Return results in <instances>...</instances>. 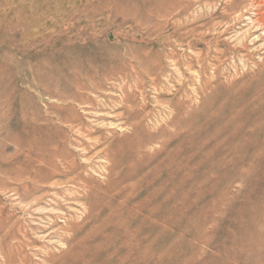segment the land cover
<instances>
[{
  "label": "rangeland",
  "instance_id": "374dc122",
  "mask_svg": "<svg viewBox=\"0 0 264 264\" xmlns=\"http://www.w3.org/2000/svg\"><path fill=\"white\" fill-rule=\"evenodd\" d=\"M251 10L248 0H0L4 126L26 139L25 110L29 138L45 130L58 154L54 163H0V264L2 252L19 262V247L30 264L47 256L52 264H264V31L249 32ZM20 23L30 30L24 39L14 36ZM43 65L65 99L50 103L36 83ZM88 74L94 94L79 86ZM0 154L14 159L15 146L0 145ZM53 216L52 245L42 237Z\"/></svg>",
  "mask_w": 264,
  "mask_h": 264
},
{
  "label": "bare ground",
  "instance_id": "6f19581e",
  "mask_svg": "<svg viewBox=\"0 0 264 264\" xmlns=\"http://www.w3.org/2000/svg\"><path fill=\"white\" fill-rule=\"evenodd\" d=\"M227 2H229L230 3V6L232 7V6H235V4H237V3H239V2H244L245 0H226ZM249 1V8H251L252 10V12H253V15H254V17H251L250 18V20L249 21H251L250 23H251V26H250V28H249V32H252V31H254V32H258V31H264V0H248ZM234 8L235 7H233V10H234ZM172 10V9H171ZM184 11V10H183ZM169 13H170V11H169ZM181 15V14H180ZM188 22V21H187ZM11 26H12V24H11ZM15 26V25H14ZM19 26V25H18ZM20 26L21 27H23V25H21V23H20ZM181 27L183 26V25H180ZM20 27V28H21ZM26 27H28V26H26ZM48 27L50 28V26L49 25H47L45 28H43L42 30H43V32L44 33H46L45 31V29H48ZM11 28V27H10ZM14 28V27H13ZM19 28V27H18ZM29 28V27H28ZM28 28H25V26L22 28V30L21 31H18V32H16V31H14L15 33H14V36L17 38V39H24V37L25 36H27V35H29V32H30V30L28 29ZM196 29V28H195ZM27 30H29V31H27ZM45 30V31H44ZM191 30H193L194 31V29H191ZM192 31V33H195L196 35H198L199 36V34L201 35V33H203V32H201V33H196V32H193ZM48 33V32H47ZM11 34H12V31H11ZM34 33L31 35L33 38H34ZM46 35V40H45V45L47 46V48L49 49L50 48V44H51V33H49V34H45ZM203 35L204 34H202L201 36L203 37ZM194 36V35H193ZM200 36V37H201ZM205 37V36H204ZM196 38H198V37H196ZM241 38V37H240ZM15 39V38H14ZM202 39V38H201ZM12 42V41H11ZM17 44V43H16ZM16 44H15V46H16ZM27 44V43H26ZM36 44V40H35V42L33 41V45H35ZM13 45V44H12ZM22 46V45H21ZM30 46V45H29ZM264 47V46H263ZM15 48V47H14ZM193 49V48H192ZM215 50H217V48L215 49ZM214 50V51H215ZM49 51V50H48ZM217 51H220V50H217ZM222 52V51H221ZM221 52H218L217 54H220ZM223 53V52H222ZM51 54V53H50ZM220 56H222V55H220ZM38 57V56H37ZM200 57V56H199ZM198 57V60H201L200 58ZM219 57V56H218ZM169 58V57H168ZM194 58H196L197 59V56L196 57H194ZM204 58V57H203ZM220 58V57H219ZM219 58H217V59H219ZM49 59V58H48ZM174 59V58H173ZM171 60H172V58H171ZM173 61V60H172ZM197 61V60H196ZM47 62V61H46ZM154 62V61H153ZM173 62H175V60L173 61ZM178 62V61H177ZM176 62V63H177ZM193 61H191V63H192ZM174 64L175 65V67L176 66H178V64ZM184 64V63H183ZM190 64V63H189ZM199 64H201V63H199ZM40 65V64H39ZM180 65H182L181 63L179 64V66ZM186 65H188L187 63H186ZM185 66V65H184ZM183 66V67H184ZM190 66H191V64H190ZM186 67V66H185ZM185 67H184V69H185ZM187 67H189V66H187ZM191 67H193V65L191 66ZM190 67V68H191ZM177 68V67H176ZM179 68H181V67H179ZM8 69V68H7ZM6 69V70H7ZM162 69V68H161ZM178 69V68H177ZM182 69V68H181ZM179 70V69H178ZM188 70H189V68H188ZM191 70V69H190ZM142 71V70H141ZM148 71H150V70H148ZM186 71H187V69H186ZM192 71H193V69H192ZM8 72V71H7ZM93 72V71H92ZM144 73L146 72V70L145 71H143ZM142 72V73H143ZM53 73H54V70H53V68L52 67H49V68H47L46 67V65H43V67L42 66H38V68H36V70L34 71V76H35V81H36V83L41 87V88H44V90H45V94H46V98H48L49 99V102L51 101V100H53V99H55V98H61V99H65L66 97H63V96H60V95H56L55 93H54V91H53V86H54V81H53ZM87 73H89V72H87ZM141 73V74H142ZM160 73V72H159ZM159 73H157V74H159ZM94 74V73H93ZM148 74V73H147ZM150 74V73H149ZM163 74V73H162ZM127 75V74H126ZM161 75V74H160ZM86 76V75H85ZM149 76V75H148ZM151 76H152V74H151ZM158 76V75H157ZM92 77V74H88L87 76H86V78H87V82H86V84H84L83 83V85H79V86H81V89L83 90V91H86V92H88V93H93L94 94V92H95V90H94V87L93 86H90V84L88 83V81H91V79L93 78V77H96V75L94 74L93 75V77ZM127 77V76H126ZM138 77V76H137ZM164 77V76H163ZM159 78V77H158ZM5 79V78H4ZM7 79V78H6ZM10 79V78H9ZM94 79V78H93ZM92 79V80H93ZM154 79V78H153ZM160 79V78H159ZM180 79V78H179ZM142 80V79H141ZM152 80V79H151ZM158 80V79H157ZM161 80L162 79H160V81L159 82H155L157 85H159L158 83H160L161 82ZM34 81V80H33ZM81 81H82V79H81ZM97 81V80H96ZM108 81V80H107ZM155 80H153V82H154ZM11 82V81H10ZM79 82V81H78ZM98 82V81H97ZM92 83V82H91ZM96 83V82H95ZM99 83V82H98ZM152 83V82H151ZM87 84H89V85H87ZM141 84V83H140ZM152 84H154V83H152ZM35 85V84H34ZM92 85V84H91ZM94 85H96V84H94ZM99 85H101L100 83H99ZM155 86V85H154ZM37 87V86H36ZM93 87V88H92ZM103 87V86H102ZM102 87H100V86H98V88L100 89V88H102ZM158 87V86H157ZM8 88V87H7ZM97 88V87H96ZM138 88V87H137ZM162 88H163V86H162ZM161 88V89H162ZM42 90V89H41ZM141 90H144V89H141ZM39 91H40V89H39ZM100 91V90H99ZM102 91V90H101ZM101 91H100V93H101ZM141 92V91H140ZM142 93V92H141ZM4 94V93H3ZM97 93H95V95H96ZM101 95V94H100ZM133 95V94H132ZM41 96H43V94L41 95ZM57 96H60V97H57ZM43 97H45V95L43 96ZM95 97V96H94ZM97 97H98V95H97ZM100 97V96H99ZM126 97H128V96H126ZM145 97V96H144ZM102 97H100V98H98V99H101ZM108 98V97H107ZM125 98V97H124ZM131 98H132V96H131ZM134 98V97H133ZM97 99V98H96ZM134 99H136V98H134ZM134 99H132V102H133V100ZM104 100V99H103ZM111 100V99H110ZM123 100V99H122ZM130 100V99H129ZM144 100V99H143ZM7 101V100H6ZM87 101H89L90 102V104L92 105L93 104V102H94V100H87ZM125 101H126V98H125ZM131 101V100H130ZM136 101H137V99H136ZM135 101V102H136ZM7 102H9V101H7ZM48 102V101H47ZM48 102V103H49ZM103 102H105V104H103V106L104 105H106L107 107L105 108V109H107L108 108V106L109 105H107L106 104V101H103ZM102 102V103H103ZM124 102V101H123ZM127 102H129V101H127ZM126 102V103H127ZM146 102V101H145ZM51 103V102H50ZM88 103V102H87ZM97 103H98V101H97ZM101 103V102H100ZM99 103V104H100ZM108 103V102H107ZM125 103V102H124ZM137 103H138V101H137ZM144 103V102H143ZM98 104V105H99ZM112 103H110V106H111V108L113 107L112 105H111ZM50 105V104H49ZM124 105V104H123ZM45 106H47V105H45ZM90 106V105H89ZM109 106V107H110ZM119 106V105H118ZM117 106V107H118ZM127 106H128V104H127ZM144 105H142L141 107H143ZM25 107V106H24ZM93 107V108H92ZM92 109H94V107L95 106H93L92 105ZM102 107V106H101ZM105 107V106H104ZM104 107H102V108H104ZM130 107V108H129ZM128 108L130 109V113H131V105L129 106ZM141 107H138L139 109L141 108ZM1 108H2V103L0 102V145H2V144H6L7 142H11L14 146H15V151H16V155L14 156V154H13V156H14V159H8V158H5L2 154H0V163H33V162H36V163H54L55 162V158L57 157V155L54 153H52V151L54 150V147L52 146L53 145V141H52V139H51V137L50 138H44L42 135L43 134H45V130H33V132L34 133H36V134H38V136H41L40 138H38V139H35V140H33V139H30L29 138V132H32V131H30V129L28 130V127H29V120H28V118H27V114L22 110V115H21V118H20V120H19V125L18 126H20L21 127V130H19V133H23L22 134V136L23 135H27L28 134V137L26 138V139H23V138H20L18 135H15V134H12L9 130H8V128H7V125L6 126H4V123L6 122V118H5V116H2V114H1ZM90 108V107H89ZM99 108V107H98ZM98 108H96V109H98ZM110 108V110H107L108 112H106V113H108V115H109V113H110V111L112 110ZM114 108H115V106L113 107V110H114ZM118 108H120L121 109V107H118ZM123 108V107H122ZM124 108H125V106H124ZM148 108V106L146 107V109ZM5 109V108H4ZM101 109V108H100ZM99 109V110H100ZM105 109H103V111H105ZM109 109V108H108ZM145 109V108H144ZM10 110V109H9ZM27 110H28V108H27ZM98 110V111H99ZM112 110V111H113ZM116 110V109H115ZM102 111V109H101V113L103 112ZM117 111V110H116ZM123 111V110H122ZM127 111V110H126ZM126 111H123V112H126ZM147 111H148V109L146 110V112H145V114H147ZM114 112V111H113ZM118 112V111H117ZM119 112H120V110H119ZM119 112L118 113H116L115 114V112H114V114H113V116H115L116 117V115H118L119 114ZM144 112V111H143ZM8 113H9V111H8ZM105 113V112H104ZM104 114V115H107V114ZM136 113H137V110H136ZM138 113H142V112H138ZM149 113V112H148ZM236 113V112H235ZM10 114V113H9ZM120 114H121V112H120ZM119 114V115H120ZM122 114H124V113H122ZM128 114V113H127ZM145 114H143V115H145ZM118 115V116H119ZM131 115V114H130ZM134 115V114H133ZM132 115V116H133ZM142 115V114H141ZM38 116V115H37ZM37 116H35L36 117V119H37ZM103 116V115H102ZM117 116V117H118ZM121 116V115H120ZM128 116H129V114H128ZM128 116H127V120L129 119L128 118ZM147 116H149L148 114H147ZM146 116V117H147ZM114 117V118H115ZM122 117V116H121ZM121 117H120V120H121ZM124 118H125V115L123 116ZM139 117V116H138ZM141 118H143V116H140ZM132 117H130V119H131ZM136 118H137V116H136ZM145 118V117H144ZM143 118V119H144ZM32 119H33V117H32ZM31 119V120H32ZM35 119V120H36ZM129 119V120H130ZM34 120V121H35ZM38 120V119H37ZM115 120H117V118H115ZM125 120V119H124ZM124 120H122V121H124ZM173 120V119H172ZM172 120H170V121H172ZM175 120V119H174ZM126 121V120H125ZM140 121H142V119L140 120ZM139 121V122H140ZM144 121V120H143ZM142 121V122H143ZM146 121V120H145ZM176 121V120H175ZM46 122L48 123V126H49V124L51 125L52 123V121H51V119H49V118H47L46 119ZM127 122H129V121H127ZM127 122H126V124H127ZM189 122V121H188ZM187 122V123H188ZM124 123V122H123ZM144 123V122H143ZM169 123V122H168ZM174 123V122H173ZM130 124H132V123H130ZM136 124V123H135ZM134 124V125H135ZM142 124V123H141ZM141 124H140V126H141ZM169 124H171V123H169ZM175 124H177V123H175ZM185 124V123H184ZM189 124H190V122H189ZM259 124V123H258ZM114 125V124H113ZM137 126L139 125V123H137L136 124ZM190 125H192V122H191V124ZM32 126V125H31ZM118 126H120L121 127V125H119L118 124ZM136 126V127H137ZM169 126V125H168ZM182 126H183V124H182ZM181 126V127H182ZM184 126H186V125H184ZM193 126V125H192ZM33 127V126H32ZM123 128H125L124 126H122ZM121 127V128H122ZM130 127H132V125L130 126ZM170 127H171V125H170ZM255 127V126H254ZM137 128H139V127H137ZM143 128V127H142ZM183 128V127H182ZM144 129V128H143ZM47 131H48V129H46ZM134 130H135V127H134ZM137 130V129H136ZM191 130V129H190ZM224 130V129H223ZM157 131V130H156ZM175 131H176V129H175ZM223 132V131H222ZM33 133V134H34ZM139 133H140V131H139ZM178 133V132H177ZM192 133V132H191ZM142 134V133H141ZM190 134V133H189ZM215 134V133H214ZM20 135V134H19ZM191 135V134H190ZM211 135V134H210ZM37 136V137H38ZM45 136H47V135H45ZM135 136V135H134ZM24 137V136H23ZM26 137V136H25ZM215 137V136H214ZM183 139V138H182ZM185 140V139H184ZM192 140V139H191ZM181 141V140H180ZM189 141V140H188ZM219 141V140H218ZM183 143V142H182ZM188 143V142H187ZM194 143V142H193ZM211 143V142H210ZM198 144V143H197ZM183 145V144H182ZM184 145H185V143H184ZM188 145V144H187ZM214 146H215V144H214ZM56 150V149H55ZM180 150V149H179ZM54 152V151H53ZM184 153V152H183ZM64 154V153H63ZM61 155V154H60ZM11 156V155H10ZM7 157V156H6ZM9 157V156H8ZM65 158V157H64ZM187 159V158H186ZM196 159V158H195ZM194 160V159H193ZM70 161V160H69ZM115 162V161H114ZM193 162V161H192ZM68 163V162H67ZM46 164H45V166H46ZM72 164H75V163H70V166L68 167V170H69V175H71V174H73L74 173V166L72 167L71 165ZM116 164V163H115ZM118 164V163H117ZM120 164V163H119ZM134 164V163H133ZM48 165H52V164H48ZM64 165V164H63ZM111 166H112V164H110ZM186 165V164H185ZM110 166V168H113V166L111 167ZM131 166V165H130ZM134 166H136V165H134ZM76 167V166H75ZM81 167V166H80ZM138 167V166H137ZM148 167H149V165H148ZM131 168V167H130ZM139 168V167H138ZM184 168V167H183ZM133 169V168H132ZM131 169V170H132ZM134 169L136 170V167H134ZM111 170V169H110ZM130 170V171H131ZM177 170V169H176ZM169 171V170H168ZM131 172H133V171H131ZM130 172V173H131ZM135 172V171H134ZM192 172V171H191ZM111 173V172H110ZM107 174V173H106ZM118 174V173H117ZM108 176H109V174H107ZM129 175V174H128ZM88 176V175H87ZM124 176L125 175H123V178H124ZM113 177V176H112ZM127 177V176H126ZM131 177V176H130ZM127 178H129V177H127ZM131 178H133V174H132V177ZM31 179V178H30ZM77 179V178H76ZM114 179H116L115 177H114ZM176 179V178H175ZM70 180V182L72 181V182H75V179L73 178V180H72V178H68V181ZM78 180V179H77ZM108 180V179H107ZM110 181L112 180V178L111 179H109ZM117 180H118V178H117ZM172 180V179H171ZM192 180V179H191ZM18 181H21V180H19L18 179ZM25 181V180H24ZM23 181V182H24ZM31 182H33V180H30ZM105 181V180H104ZM183 181V180H182ZM50 182V181H49ZM58 182V181H57ZM82 182V181H81ZM109 182V181H108ZM26 183H28V182H26ZM33 183H35V182H33ZM39 183V182H38ZM76 183H78V182H76ZM173 183V182H172ZM173 184H177V183H173ZM21 185H24L23 183L21 184ZM20 185V186H21ZM39 185V184H38ZM37 185V186H38ZM75 185V184H74ZM80 185H82V183H80ZM86 184L84 183V186H85ZM107 185V184H106ZM132 185H134V184H132ZM185 185V184H184ZM58 186V185H57ZM59 186H61V185H59ZM68 186V185H67ZM88 186V185H87ZM173 186V185H172ZM175 186V185H174ZM181 186H182V184H181ZM180 186V187H181ZM27 187V186H26ZM43 187V186H42ZM72 187H74V186H72ZM105 187H107V186H105ZM136 187V186H135ZM176 187H178L177 185H176ZM183 187V186H182ZM37 188H39V187H37ZM46 188V187H45ZM109 188V187H108ZM162 188H164V187H162ZM162 188H160V190L162 189ZM175 188V187H174ZM113 189H114V187H113ZM166 189V187L164 188V190ZM173 189V188H172ZM176 189V188H175ZM178 189V188H177ZM34 190V189H33ZM102 190V189H101ZM167 190H168V188H167ZM8 191V190H7ZM14 191V190H13ZM81 191V190H80ZM93 191V190H92ZM103 191V190H102ZM105 191H107V189L105 190ZM170 191H171V189H170ZM176 192H177V190H175ZM70 192V191H69ZM156 192H157V189H156ZM155 192V193H156ZM160 193H161V191H159ZM164 191H162V193H163ZM167 192V191H166ZM173 192V194H174V190L172 191ZM175 192V193H176ZM155 193H153V194H155ZM159 193V194H160ZM55 194V193H54ZM90 194V193H89ZM152 194V195H153ZM159 194H157V196L159 195ZM172 194V195H173ZM177 194H178V192H177ZM53 195V194H52ZM161 195V194H160ZM174 195H176V194H174ZM48 196V195H47ZM50 196V195H49ZM54 196V195H53ZM58 197H59V195H57ZM56 196V197H57ZM70 196V195H69ZM68 196V197H69ZM72 196V195H71ZM137 196V195H136ZM155 197V195H154V197L155 198H159V196L158 197ZM180 196V195H179ZM73 198H75L74 196H72ZM110 197V196H109ZM133 197H135V196H133ZM154 197L152 196V201L153 200H155L154 199ZM171 197H173V196H171ZM37 198V197H36ZM42 198V197H41ZM55 198V197H54ZM60 198V197H59ZM59 198H55V200H59ZM169 198V197H168ZM43 199V198H42ZM66 198H64L63 200H65ZM133 199V198H132ZM171 199V198H170ZM170 199L168 200V201H170ZM177 198H175L174 200H176ZM37 201H38V199H36ZM35 200V201H36ZM41 200V199H40ZM55 200H54V202H55ZM80 200V199H79ZM88 200V199H87ZM146 200H147V198H146ZM165 200V199H164ZM163 200V202H167V197H166V200L164 201ZM61 201V200H60ZM151 200L149 201L150 203L149 204H152L151 202H152ZM50 202H51V200H50ZM58 202V201H57ZM143 202H145V201H143ZM162 202V203H163ZM32 203V202H31ZM36 203V202H35ZM148 203V202H147ZM40 204V203H39ZM47 204V203H46ZM51 204V203H50ZM53 204H55V203H53ZM60 204V203H59ZM122 204V203H121ZM145 204V203H144ZM143 204V205H144ZM28 205H30V204H28ZM35 205V204H34ZM33 205V206H34ZM77 205V204H76ZM124 205V204H123ZM122 205V206H123ZM137 205V204H136ZM56 206L59 208V206H58V204H56ZM164 206V205H163ZM124 207V206H123ZM146 208H147V206H146ZM145 208V206H144V209H146ZM152 208H156V206L155 207H152ZM161 208H162V206H161ZM161 208H159V209H161ZM167 208H169V206L167 207ZM118 209V208H117ZM138 209V208H137ZM140 209H142V208H140ZM156 209H158V207L156 208ZM156 209H155V212H156ZM40 210V209H39ZM54 210V209H53ZM133 210V209H132ZM153 210V209H152ZM171 210V209H170ZM176 210V209H175ZM35 211V210H34ZM33 211V212H34ZM48 211V210H47ZM70 211V210H69ZM121 211V210H120ZM136 211V210H135ZM150 211V210H149ZM26 212V211H25ZM45 212V211H44ZM52 212V211H51ZM132 212H134V211H132ZM155 212H153V213H155ZM159 212V211H158ZM47 213V212H46ZM57 213V212H56ZM56 213H52L53 215H55ZM83 213H84V211H83ZM120 213V212H119ZM135 213H137V212H135ZM153 213H152V215H153ZM25 214V213H24ZM50 214V213H49ZM112 214V213H111ZM139 214V213H138ZM165 214V213H164ZM86 215V214H85ZM121 214H119V216H120ZM137 215V214H136ZM123 216V215H122ZM127 216H132V215H127ZM31 217V216H30ZM111 217H113V216H111ZM114 217H115V215H114ZM129 217H127V218H129ZM137 217V216H136ZM136 217H133V218H135L134 220H136L137 218ZM59 219V217L58 216H53V217H50L49 219V221H50V223H49V226L50 227H47V228H49V231L47 230V232H45L44 233V235H45V237L43 236L42 237V239L43 240H47V242H48V240H49V243H52V245L54 244L53 243V241H54V239H56V238H58V234H55V233H53V232H51V233H49L50 231H53L55 228H56V225H55V219ZM63 218H65V217H63ZM132 218V217H131ZM74 219V218H73ZM110 219V218H109ZM108 219V220H109ZM126 218L124 217V219L123 220H125ZM119 220H121L120 218H119ZM127 220V219H126ZM171 220H172V218H171ZM42 221V220H41ZM55 221V222H54ZM111 221V220H110ZM122 221V220H121ZM121 221H120V223H121ZM141 221V220H140ZM139 221V222H140ZM145 221H147V219H145ZM144 221V222H145ZM13 222H15L14 220H13ZM124 222V221H123ZM129 222V219H128V221H127V223ZM130 222H132L131 220H130ZM142 222L143 221H141V224H142ZM152 222V221H151ZM43 223V222H42ZM45 223V222H44ZM116 223H119V221L118 222H116ZM147 223V222H146ZM167 223V222H166ZM66 227H63V229H61L60 231H63L64 233L66 232V233H71L70 231L73 229V225H72V223L68 220L66 223ZM64 224V225H65ZM109 224V223H108ZM112 224H113V222H112ZM111 224V225H112ZM122 224V223H121ZM121 224H119V227H120V225ZM169 224H171V223H169ZM36 225V224H35ZM75 225V224H74ZM107 225V224H106ZM114 225V224H113ZM7 226V225H6ZM42 226V225H41ZM107 226H109V225H107ZM123 226V225H122ZM147 226V225H146ZM176 225H174V227H175ZM8 227V226H7ZM42 227H44V226H42ZM124 227H126L125 226V223H124ZM99 229V228H98ZM97 229V230H98ZM119 229H121V227L119 228ZM123 229V228H122ZM126 229V228H125ZM138 229V228H137ZM139 229H140V227H139ZM138 229V230H139ZM162 229V228H161ZM20 230V232H21V228L19 229ZM19 230H18V232H19ZM27 230V229H26ZM126 230H128V229H126ZM7 231V230H6ZM56 231V230H55ZM73 231V230H72ZM129 231V230H128ZM127 231V233H126V239H130L131 238V233H130V235H129V232ZM133 231V230H132ZM131 231V232H132ZM160 230H158V232H159ZM164 231V230H163ZM165 231H166V229H165ZM178 231V230H177ZM138 232V231H137ZM139 232H140V230H139ZM161 233H162V236H163V232H162V230L160 231ZM34 233V232H33ZM49 233V234H48ZM53 233V234H52ZM65 233V234H66ZM175 234V233H174ZM20 235V234H19ZM36 235V234H35ZM70 235L71 234H69L68 235V237H69V239H71V241L73 240V238H71L70 237ZM138 235V234H137ZM147 235V234H146ZM173 235V234H172ZM5 236V235H4ZM7 236H12V239L14 240V241H16V242H19L18 241V238L16 237V236H14V235H12L11 233H7L6 234V237ZM158 237L160 236V235H157ZM6 237H5V239H6ZM133 237H135L136 238V236H135V234H134V236H133V234H132V238ZM138 237V236H137ZM146 239H148V237H146V236H144ZM37 238V237H36ZM39 238V237H38ZM111 238H112V236H111ZM117 238V237H116ZM134 238V239H135ZM40 239H41V237H40ZM119 239V238H118ZM133 239V240H134ZM152 239H155V238H152ZM151 239V240H152ZM26 240H28V239H26ZM66 240V239H65ZM130 240H132V239H130ZM132 240V241H133ZM150 240V239H149ZM0 241H1V239H0ZM29 241V240H28ZM62 241V240H61ZM60 241V242H61ZM131 241V242H132ZM138 241V240H137ZM15 242V243H16ZM30 242V241H29ZM42 242H44V241H42ZM109 242V241H108ZM126 242V241H125ZM128 243H129V241H127ZM150 242V244L152 243L151 241H149ZM156 242H157V238H156ZM1 243H2V241H1ZM1 243H0V246H1ZM4 243V242H3ZM2 243V244H3ZM113 243V242H112ZM134 243V242H133ZM136 243V242H135ZM138 244H140L139 242H137ZM137 243H136V245H137ZM47 244V243H46ZM45 244V245H46ZM130 244V243H129ZM156 244V243H155ZM61 245V244H60ZM63 245V244H62ZM148 245H149V243H148ZM157 245V244H156ZM27 248H29V249H31L32 247L33 248H35L34 246V243H28L27 245ZM129 246L130 245H128V247L127 248H129ZM131 247V246H130ZM143 247H144V245H143ZM3 248V247H2ZM10 248V247H9ZM36 248H38V247H36ZM35 248V249H36ZM15 249V248H14ZM13 248H12V250H14ZM34 249V250H35ZM43 249V248H42ZM138 249V248H137ZM147 250V249H146ZM145 250V251H146ZM2 251V250H1ZM9 251V250H8ZM17 253L21 256V259L19 260V262H15L13 259H12V257H11V255L9 256V255H7L5 252H2V258L4 259V263L5 264H30V262L27 260V258L26 257H24V256H22L23 254H24V251H23V247H19L17 250ZM142 251V250H141ZM144 251V250H143ZM148 251V250H147ZM151 251V250H150ZM10 252V251H9ZM44 252V251H43ZM47 252H48V250H47ZM50 252V251H49ZM48 252V253H49ZM52 252V251H51ZM50 252V253H51ZM15 253V252H14ZM42 253V252H41ZM143 253V252H142ZM148 254H149V252H147ZM153 253V252H152ZM44 254V253H43ZM52 254V253H51ZM148 254H144L145 256L146 255H148ZM154 254V253H153ZM49 255V254H48ZM54 255V254H53ZM25 256H26V254H25ZM44 256V255H43ZM141 256V255H140ZM144 257V256H143ZM145 259V258H144ZM182 259V258H181ZM54 260H53V257H51V256H47V258L45 259V260H43V264H52V262H53ZM142 261H145V260H143L142 259ZM32 262V261H31Z\"/></svg>",
  "mask_w": 264,
  "mask_h": 264
}]
</instances>
